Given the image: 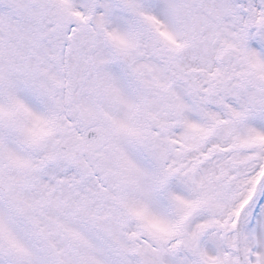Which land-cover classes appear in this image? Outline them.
<instances>
[{"label": "snow or ice", "instance_id": "snow-or-ice-1", "mask_svg": "<svg viewBox=\"0 0 264 264\" xmlns=\"http://www.w3.org/2000/svg\"><path fill=\"white\" fill-rule=\"evenodd\" d=\"M0 264H264V0H0Z\"/></svg>", "mask_w": 264, "mask_h": 264}]
</instances>
